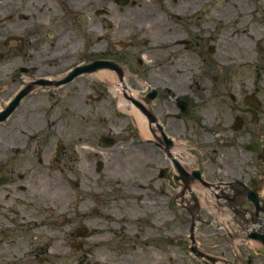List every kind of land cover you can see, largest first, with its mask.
<instances>
[{
	"label": "flooded vegetation",
	"instance_id": "obj_1",
	"mask_svg": "<svg viewBox=\"0 0 264 264\" xmlns=\"http://www.w3.org/2000/svg\"><path fill=\"white\" fill-rule=\"evenodd\" d=\"M190 11L200 17L199 6ZM139 23L140 30L128 24L124 32L113 31L108 47H100L105 40L99 35L102 27L93 23L97 31L93 46L79 56L66 50L53 56V52L37 50L36 56L28 57L25 42L21 50L0 52V62H9L0 66V264L120 261V255L113 253L120 243L119 225L125 219L127 224L128 215L137 211L124 210V216L119 211L90 210L89 171L75 166L85 162L96 120L104 122L101 105L107 101L118 106L115 89H121L124 98L136 96V101L129 102L133 106L140 102L148 112L150 138L132 146L154 145L164 156L163 162L148 160L151 187L159 186L165 197V187L175 185L181 215L192 219V214L198 220L194 234L191 226L183 224L168 242L165 226H155L163 214L149 211L158 215L157 220L148 217L152 224L144 240L151 242L141 249L144 263H172L168 246L177 245L180 262L185 264H264V89L260 94L257 88L249 93L247 79L240 78L241 94H233L229 77L236 67H249V61L242 60L243 55L230 60L215 57L218 48L210 46L211 38L158 33L154 26H160L150 18ZM234 46L232 42L231 49ZM59 54L63 56L58 58ZM13 59L17 61L11 63ZM196 59L201 63L196 64ZM94 63L95 69L89 72ZM52 67L62 69L55 75L45 74ZM120 67L128 91L121 82ZM187 67L194 69L188 73ZM138 68L145 73L137 72ZM262 70L264 65L256 66L257 73ZM217 72L222 78L219 90ZM65 78L68 81L56 84ZM187 85L197 100L184 94ZM217 96L231 102L228 108L240 115L241 130H233L235 119L226 117L219 106L212 129L221 138L210 130L212 136L202 139L208 132H195V128L207 130V125L196 114V103L211 104ZM129 118L134 136L139 137L134 115ZM215 169L219 178L227 179L216 177ZM219 217H226V227L214 223Z\"/></svg>",
	"mask_w": 264,
	"mask_h": 264
},
{
	"label": "rangeland",
	"instance_id": "obj_2",
	"mask_svg": "<svg viewBox=\"0 0 264 264\" xmlns=\"http://www.w3.org/2000/svg\"><path fill=\"white\" fill-rule=\"evenodd\" d=\"M160 2L164 8H169L167 12L169 15L177 14V12H180L183 16L185 15L181 23L174 22L170 16L159 11L157 9V5L159 4H157L156 0H129L124 7L116 4L114 0H102L98 6L91 7L89 10L86 8L80 17L77 16L76 20L71 16L70 18L69 16L67 18L64 17L65 20H62V23L67 24L69 29L68 31H62L59 19L63 17L65 11H63L60 3L50 0L49 3L52 7L56 8L57 13L53 12L47 17V21L50 23L47 32L35 34L36 31H31L29 35L25 34L26 47L24 50L30 52L28 57H31V55L36 56L37 50L53 52L57 47H60L62 50H71L75 46L80 47V50L83 51L84 49L90 50L95 36L92 34L88 36L86 30L88 29L87 26H92L93 23L97 28L102 27L99 33L105 36L103 38L105 40L100 47L103 45L108 47V39L109 36H112L113 31L119 30L124 32L128 27L127 25L131 24V21L136 20L137 23L138 21H142L144 16H150L162 29L154 26L158 33L164 32L168 36L176 35L180 36V38L190 35H198L206 39L211 38L210 46L218 48V53L215 55L217 58L223 55L227 57V60H230L235 56L236 58H240L243 55L241 59L249 61L248 64L250 65L243 69L239 68L240 66L234 69V73L229 77V90L233 94L240 96L241 81L238 79L242 78V80L247 79L248 81L249 93L254 92L256 88L259 90V94L262 92L264 89V70L259 74L256 72V66L264 65V0H211L209 2H212V4L207 5L208 2L207 4H201L205 5L203 7L200 6V3H204L205 0H159ZM25 5L30 6V11L28 12L29 19L20 18L17 12L18 8H25ZM196 6H199V10H203L206 6L208 8L199 12V18L188 16L187 12L191 9L193 10ZM97 8L108 9L109 14L104 17L97 16ZM39 12L40 7L35 0H0V52L7 53L8 50H17V45L12 42L9 45L14 47L7 49L5 46L8 29L17 27L18 23L25 25L37 21L36 19H40ZM214 16L219 17V19L215 20ZM97 19L101 23H97ZM220 19L223 20L220 21ZM51 32L55 36L50 37ZM250 33H254L255 36L249 37ZM76 34L81 36L79 40L75 37ZM232 42L237 47L234 46L231 49ZM53 44H57V47L53 48ZM240 48L243 53H240ZM104 50L107 49L104 48ZM134 51V58L139 57V54H136V48ZM76 60L79 59L77 58ZM16 61L17 59H13L11 63H15ZM71 62L73 64L74 61ZM195 62L196 64L201 63L199 59H196ZM3 63L4 66H8L9 62L6 59L0 62V66H3ZM135 64L138 66L137 62ZM61 69L60 67L48 68L45 74L55 75ZM141 69L144 70L145 67H141ZM193 69L194 67H187V72L191 73ZM137 72L145 73L139 68ZM259 77L260 81L257 83ZM209 82L212 83L211 80ZM190 83L191 80H188V84ZM221 83L222 78L217 72L215 85L218 87V90ZM136 87L140 89L137 84ZM187 87L188 85L183 90L184 94L197 100V94L194 90ZM221 90L225 92L224 86L221 87ZM222 99L223 97L217 96L212 98L211 104L201 103L199 105L196 103V114L200 118H204L203 122L207 125V130L196 126L195 132L199 131L203 133L204 131L208 132L211 130L216 132V138L219 136L221 138V135L217 133L218 130L212 129L213 121L215 122V116L218 114V107L222 106L224 115L230 119H234L238 114L235 109L228 108L229 103L231 104L230 101L224 103ZM91 107L90 103L89 108ZM101 108L100 118L104 122L101 123L98 119L96 120L98 127L97 130H90V148L87 155H83L85 162L83 165L82 163H75V166L76 168H85L90 173L89 179L86 182L90 210L119 211L120 213H124V216L126 214L124 210L137 211L134 215H128L129 221L127 224L123 223L126 219L121 220V224L119 225L121 228L120 243L113 249L114 254L120 255V261L110 262L109 264H152L150 260L144 263L141 251V249H144L146 242H151L144 240L147 237V227H150L149 222L152 224L151 219L148 217L153 216L152 220H157L155 215H158V213H150L149 211L154 210L163 214L162 222L157 223L155 226L159 227L158 225H160L161 229L165 226V231H168L169 235L168 240H166L168 242H171V239L176 237V232L180 230L183 224H187V227L190 226L191 219L183 217L180 213V208L173 203V196L177 193L175 186L173 187L168 184L165 187L167 195L164 197L165 192H161L159 186L151 187L149 183L151 171L148 160L163 162L164 156L160 150L154 145L151 146L147 143L141 144L138 147L132 146L134 142L137 143V139L139 138L134 136L130 116L126 117L124 114L119 113L116 105L109 104L107 101L101 105ZM206 113L207 116L205 117ZM163 120L165 121V119ZM109 132L118 140V145L111 149L103 150L101 148V136ZM201 136L202 139L210 138L212 134L208 132ZM203 145L206 146V144ZM96 152H98V155ZM80 157L81 155H79V162ZM100 160L104 162V169L98 174L96 166ZM249 164H252L251 161ZM253 170L254 168L251 171L249 169L250 173ZM215 172L217 174L216 177H218L217 169H215ZM219 179L226 180L227 178L222 176ZM149 206H154V208H150ZM130 223L132 224L130 225ZM128 228L136 231L129 234L130 231L127 232ZM135 246H137L136 250H134ZM180 251L177 245L168 246L169 255L173 259V262L170 264H185L184 262H180V258H182ZM95 253L98 256L100 255V251L98 250ZM105 262L104 260L101 264H105ZM73 264L78 263L73 262ZM86 264H91V261Z\"/></svg>",
	"mask_w": 264,
	"mask_h": 264
},
{
	"label": "bare ground",
	"instance_id": "obj_3",
	"mask_svg": "<svg viewBox=\"0 0 264 264\" xmlns=\"http://www.w3.org/2000/svg\"><path fill=\"white\" fill-rule=\"evenodd\" d=\"M1 1H3V0H1ZM35 1L37 2V5L40 7V12H39L40 20H39V22L41 23L42 26H44L45 25L44 20L53 12L56 14L57 10H56V8L51 6V4L49 3L50 0H35ZM54 1L55 2L58 1L60 4H65V6H66L67 13L63 14V17H61L59 20L61 22V29L62 30H68L69 26L67 24H63L62 20H65V18H67L68 16H71L72 18H74V20H76L77 16H79L81 14L82 10L84 9V4H85L86 0H54ZM156 1H158V0H156ZM205 1H207V0H205ZM98 3H100V0H94V4H98ZM24 7L25 8L22 7V13L21 14L28 16V12L30 11V6L25 5ZM238 7H239V5H238ZM28 18L29 17H27V19ZM144 18H150V16H148V17L144 16ZM42 20H43V23H42ZM73 26H75V25L73 24ZM23 27H24V24L18 23L17 27H11L8 30H9L10 34L21 35V31H22ZM45 29H46V27H45ZM253 36H255L254 33L249 34V37H253ZM75 37L78 40L81 38V36L79 34H76ZM72 49L77 50L78 47L73 46ZM57 56L59 57L60 55H57ZM106 75H108V73H106ZM114 92H117V94H119V97H120L119 98V107H120V109L123 112H130V113H132V115H134L136 122L138 123V125L140 127L142 137L144 139L150 137L149 132L147 130V123H146L147 121H146L145 117L142 115V113L140 111H138L134 106L132 108L131 103L129 101H127L121 95L122 94L121 89H115ZM222 221H223V219H218V222L220 224H224V223H222Z\"/></svg>",
	"mask_w": 264,
	"mask_h": 264
}]
</instances>
